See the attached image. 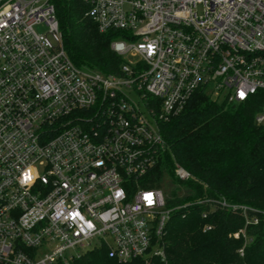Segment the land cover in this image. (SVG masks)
Wrapping results in <instances>:
<instances>
[{
  "label": "built area",
  "instance_id": "obj_1",
  "mask_svg": "<svg viewBox=\"0 0 264 264\" xmlns=\"http://www.w3.org/2000/svg\"><path fill=\"white\" fill-rule=\"evenodd\" d=\"M83 3L100 33H124L110 46L124 60L117 75L72 62L55 0H0V264H69L99 249L165 259L173 209L142 187L166 150L160 125L200 89L230 103L263 96L264 125V0ZM175 175L191 179L178 164ZM200 203L241 214L231 237L246 243L264 216Z\"/></svg>",
  "mask_w": 264,
  "mask_h": 264
},
{
  "label": "trees",
  "instance_id": "obj_2",
  "mask_svg": "<svg viewBox=\"0 0 264 264\" xmlns=\"http://www.w3.org/2000/svg\"><path fill=\"white\" fill-rule=\"evenodd\" d=\"M55 7L72 62L80 69L119 74L124 60L110 46L124 33H100L86 18L83 0H55ZM262 106L261 95L230 103L200 89L178 117L160 125L166 150L142 179V187L162 189L167 177L185 187L182 196L175 191L166 199L173 213L161 241L165 259L120 262L99 249L69 264H264V216L259 215L258 225L247 228L251 241L246 243L244 237H231L245 227L241 214L200 203L225 199L264 212V125L255 123ZM176 164L191 174L190 180L176 178ZM205 226L211 229L204 232Z\"/></svg>",
  "mask_w": 264,
  "mask_h": 264
},
{
  "label": "rangeland",
  "instance_id": "obj_3",
  "mask_svg": "<svg viewBox=\"0 0 264 264\" xmlns=\"http://www.w3.org/2000/svg\"><path fill=\"white\" fill-rule=\"evenodd\" d=\"M38 32H44L45 28L40 26L36 28ZM162 191L166 199L172 195V192L177 191L181 196L185 192V187L182 183L175 182L171 178L167 177L162 187Z\"/></svg>",
  "mask_w": 264,
  "mask_h": 264
}]
</instances>
